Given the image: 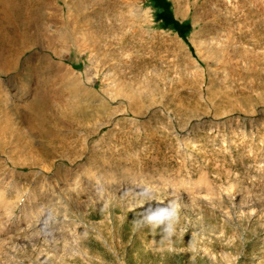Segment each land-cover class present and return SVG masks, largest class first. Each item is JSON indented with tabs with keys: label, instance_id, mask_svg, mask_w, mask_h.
Instances as JSON below:
<instances>
[{
	"label": "rangeland",
	"instance_id": "374dc122",
	"mask_svg": "<svg viewBox=\"0 0 264 264\" xmlns=\"http://www.w3.org/2000/svg\"><path fill=\"white\" fill-rule=\"evenodd\" d=\"M14 1L110 99L0 57V190L60 227L0 231V264H264V0H166L185 37L163 0ZM38 94L73 121L27 119Z\"/></svg>",
	"mask_w": 264,
	"mask_h": 264
},
{
	"label": "bare ground",
	"instance_id": "6f19581e",
	"mask_svg": "<svg viewBox=\"0 0 264 264\" xmlns=\"http://www.w3.org/2000/svg\"><path fill=\"white\" fill-rule=\"evenodd\" d=\"M208 1L212 2L213 8L208 9L206 15L210 16L213 20H218L219 15H221L220 6L222 2L218 0ZM221 1L226 5L225 9H228L227 5L232 2V0ZM172 6L177 16L184 15L181 0H172ZM38 13V9L33 7L29 9L20 8L16 5L14 0H0V57H9L10 62L13 61L11 58H17L18 60L26 57L27 68L30 69L31 73L36 77L44 78L48 81H56L61 78L65 79V77L59 73L60 69H64L66 75H73L72 77H68L67 80L69 79V83L72 84L75 89L91 96L95 100H102L101 103L109 102L107 98H110L108 96L104 97L103 94L95 88L94 83H89V80L83 79L79 70L61 61L64 54L53 48L51 42L43 43L39 41L40 31L43 27L41 23H38ZM141 13L145 19H148L147 11H141ZM52 18H50V20ZM49 39L51 40L53 38ZM42 40H47V38L43 37ZM2 70H4V68L0 67L1 82L4 80L2 78ZM29 108L30 111L26 109V111H28L27 119L40 120L46 123L49 128H54L55 125H68L73 121L72 117L64 112L61 113V111L54 106L52 107L43 94H38L34 105ZM101 108L106 109L104 106H101ZM106 123L107 121L98 124L96 130H100ZM249 126L251 127L252 125L250 124ZM237 127L240 129L237 132L240 131L243 133L247 126L243 123ZM185 136H191V133L186 132ZM184 139L185 138H182V140ZM1 152L2 150L0 147V153ZM65 157H67V155H65ZM35 159L37 161L40 160L37 157L34 158V160ZM71 162H73V160H71ZM81 170L83 171H80L82 174L89 173L90 171L86 169V167ZM75 172H79V168L73 169V173ZM92 179L95 180L98 179V177L92 176ZM140 187L141 189L147 190L144 186ZM43 190L44 189L41 191ZM26 192V189L21 193L17 192L13 199L4 201L5 194L9 193V189L7 186L2 187L0 190V231L5 230L9 226L16 228L17 231H19L17 235H20L19 238L22 243L36 240L43 232L45 233L50 229H52L53 232H59L60 227L56 223V219L46 212V206L42 205L40 202L37 205H23L22 208L19 207L22 202L25 204L26 201L33 198L32 195H30L28 200L23 199L22 201L20 196H23Z\"/></svg>",
	"mask_w": 264,
	"mask_h": 264
},
{
	"label": "trees",
	"instance_id": "16d2710c",
	"mask_svg": "<svg viewBox=\"0 0 264 264\" xmlns=\"http://www.w3.org/2000/svg\"><path fill=\"white\" fill-rule=\"evenodd\" d=\"M154 1L158 3L157 5H159V4L162 5V3H163L160 0H154ZM163 1H165V7H164L165 13H167L169 15V19H170L169 23H171V25H173L174 29H176L180 33L181 37H185V34L189 28L188 25H185V29L183 31H180L179 29L181 27V24L177 20L173 19L170 8H169V2L166 0H163Z\"/></svg>",
	"mask_w": 264,
	"mask_h": 264
}]
</instances>
